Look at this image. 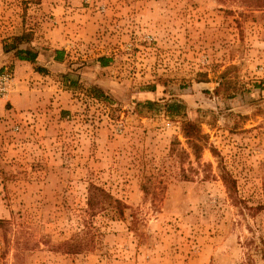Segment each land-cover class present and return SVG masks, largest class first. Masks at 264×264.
I'll list each match as a JSON object with an SVG mask.
<instances>
[{
  "label": "rangeland",
  "instance_id": "374dc122",
  "mask_svg": "<svg viewBox=\"0 0 264 264\" xmlns=\"http://www.w3.org/2000/svg\"><path fill=\"white\" fill-rule=\"evenodd\" d=\"M21 33L113 62L107 100L79 74L0 116V264H264V0H0V49Z\"/></svg>",
  "mask_w": 264,
  "mask_h": 264
},
{
  "label": "crops",
  "instance_id": "0c3cea01",
  "mask_svg": "<svg viewBox=\"0 0 264 264\" xmlns=\"http://www.w3.org/2000/svg\"><path fill=\"white\" fill-rule=\"evenodd\" d=\"M38 53L36 62L27 59L16 57L13 53H6L0 49V68L3 66L11 67L15 75V88L8 98H0V116L3 115L10 107L14 113L23 115L31 109H36L38 106L46 105L47 103L58 101L64 97V93H54L51 90L56 87H63V75L74 71L86 75L93 79L94 84L100 80L97 75V70L107 68L102 67L97 59L93 65H78L77 62L71 59L72 57L67 50L63 51L64 47L56 46L53 48H43L38 46L37 49L30 48ZM84 64V63H82ZM36 65L43 67L45 70L39 71ZM85 65V64H84ZM81 67V68H80ZM95 73V74H94ZM91 74V75H90ZM59 79L53 81V78ZM60 85V86H59ZM62 92V90H60ZM64 108L66 113L67 107Z\"/></svg>",
  "mask_w": 264,
  "mask_h": 264
},
{
  "label": "trees",
  "instance_id": "16d2710c",
  "mask_svg": "<svg viewBox=\"0 0 264 264\" xmlns=\"http://www.w3.org/2000/svg\"><path fill=\"white\" fill-rule=\"evenodd\" d=\"M39 45H37L36 41L30 38L28 33H21L20 35H14L11 39L8 41H5L1 50H3L6 53H13L16 57H20L21 59H27L32 62H36V58L38 56V53L30 48L37 49ZM63 51L66 53V50L63 49ZM98 61H100V64L102 67H106L111 65L113 62V57L108 55H101L97 58ZM8 67V66H7ZM6 68V66H3L0 68V72L3 71ZM11 69V67H8ZM36 69L39 71L45 70L43 67L36 65ZM12 70V69H11ZM77 69L74 68V71L68 72L63 75V81L64 85L69 88L73 89L78 85L80 73L76 72ZM74 72V73H73ZM78 73V75H75ZM88 94L96 99H108V97L105 95L104 89L99 85H94L88 89ZM145 105L149 108H152L154 105H156V101L153 100H146ZM167 111L172 115H178L180 114V107L182 106L181 103L177 102H171L166 105ZM184 134L187 137L188 142L193 147L196 157L199 159V152L203 148V145L200 143L202 139H205V135L201 132V129L199 126L191 122L189 120L184 121L183 125ZM215 152V149H212ZM221 168V178L227 187V190L229 192V195L233 202L238 203L240 201L238 196V189H237V180L235 177L227 170V168L220 164ZM108 197H111V195L104 189L100 187H94L93 190L90 192L89 196V207L93 212H97L99 210H104L106 208V200ZM97 199V200H96ZM264 205H260L257 208H263ZM263 243V249H262V255H264V241Z\"/></svg>",
  "mask_w": 264,
  "mask_h": 264
},
{
  "label": "built area",
  "instance_id": "2783aa9c",
  "mask_svg": "<svg viewBox=\"0 0 264 264\" xmlns=\"http://www.w3.org/2000/svg\"><path fill=\"white\" fill-rule=\"evenodd\" d=\"M15 75L13 70L6 67L0 72V98H8L15 88ZM19 127H17L18 129Z\"/></svg>",
  "mask_w": 264,
  "mask_h": 264
}]
</instances>
